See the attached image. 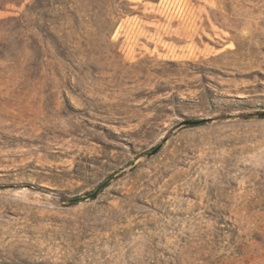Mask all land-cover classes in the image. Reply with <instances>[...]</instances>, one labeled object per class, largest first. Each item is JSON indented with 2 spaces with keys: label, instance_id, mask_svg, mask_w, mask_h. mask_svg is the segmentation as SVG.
<instances>
[{
  "label": "rangeland",
  "instance_id": "374dc122",
  "mask_svg": "<svg viewBox=\"0 0 264 264\" xmlns=\"http://www.w3.org/2000/svg\"><path fill=\"white\" fill-rule=\"evenodd\" d=\"M8 1L0 264H264V0Z\"/></svg>",
  "mask_w": 264,
  "mask_h": 264
},
{
  "label": "trees",
  "instance_id": "16d2710c",
  "mask_svg": "<svg viewBox=\"0 0 264 264\" xmlns=\"http://www.w3.org/2000/svg\"><path fill=\"white\" fill-rule=\"evenodd\" d=\"M7 4H12L15 6H22L23 3H18L15 0H10L7 2ZM54 4H59L56 0H32L30 3L26 5V14L21 15V20L26 19V23H28L29 26L36 29L38 32L43 33V30L40 28V20L39 18L42 16L41 13L44 10H50ZM124 4H128L127 1L124 2ZM0 10H3V8L0 6ZM19 19V18H18ZM17 20L16 17H11L8 19V21ZM20 20V19H19ZM45 33H48V30L44 31ZM203 123V122H200Z\"/></svg>",
  "mask_w": 264,
  "mask_h": 264
},
{
  "label": "water",
  "instance_id": "95a60500",
  "mask_svg": "<svg viewBox=\"0 0 264 264\" xmlns=\"http://www.w3.org/2000/svg\"><path fill=\"white\" fill-rule=\"evenodd\" d=\"M200 121H186L184 122L182 125L186 126V125H196L199 124ZM157 152V149L152 150L151 152H148L142 156H140L134 163L130 164V166H128L127 168H125L124 170H121L120 172L114 174L113 176H111L109 179H107L104 183H102L101 185L98 186V188L90 194H87L85 196L79 197V198H71L69 199L66 204H77L80 202H86L90 199H94L98 196V194L100 193L101 190L105 189L106 187H108V185L115 181L116 179L120 178L122 175H124L127 171H129L132 167H134L139 161H141L142 159H146L152 155H154Z\"/></svg>",
  "mask_w": 264,
  "mask_h": 264
}]
</instances>
